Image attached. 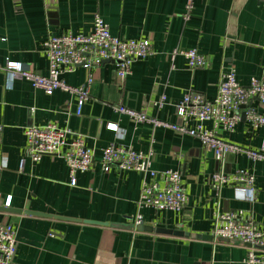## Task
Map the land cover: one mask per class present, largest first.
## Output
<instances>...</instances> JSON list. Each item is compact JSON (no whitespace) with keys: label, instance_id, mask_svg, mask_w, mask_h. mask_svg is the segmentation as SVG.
Masks as SVG:
<instances>
[{"label":"crops","instance_id":"obj_1","mask_svg":"<svg viewBox=\"0 0 264 264\" xmlns=\"http://www.w3.org/2000/svg\"><path fill=\"white\" fill-rule=\"evenodd\" d=\"M185 4L186 0H0L2 64L21 61L47 74L45 40L92 31L96 13L113 35L148 39L154 51L136 60L124 81L117 78L112 61L63 74L72 86L92 74L90 99L80 114L76 95L61 89L48 95L21 77L8 83L0 70V223L17 227L16 264H245L247 244L215 241L212 229L218 213L231 211L264 228V160L230 152L219 162L199 138L138 122L117 109L125 105L179 123L177 104L187 90L215 98L222 71L234 69L242 85L252 77L264 79V0H193L187 20ZM175 48H197L208 64L191 69L182 54L171 58ZM163 96L166 100L158 106ZM252 104L261 107L257 99ZM110 123L117 128L108 127ZM46 124L81 133L94 149V162L76 173V185L70 183L62 156L45 154L35 161L28 154L26 129ZM204 126L214 128L212 122ZM216 130L243 149H258L264 140V127H253L243 111L233 130ZM112 142L151 152L155 170H179L188 195L186 208L177 212L140 207L147 175L102 168L103 149ZM220 168L253 172L256 197L237 198L230 185L218 193L212 175ZM138 214L143 216L141 224L154 230H137Z\"/></svg>","mask_w":264,"mask_h":264},{"label":"built area","instance_id":"obj_2","mask_svg":"<svg viewBox=\"0 0 264 264\" xmlns=\"http://www.w3.org/2000/svg\"><path fill=\"white\" fill-rule=\"evenodd\" d=\"M193 0H186L184 18L190 16ZM44 51L48 58L47 74L35 71L21 61L8 60L0 63V70L6 74L8 83L15 77H21L31 82L32 86L42 89L51 95L61 89L77 97L76 113L80 114L84 104L90 99L92 74L86 82L72 86L62 78L63 74L74 71L82 66L88 70L112 61L116 76L124 79L131 73L133 63L151 55L153 47L148 39L122 38L111 33L109 24L99 13L94 15L92 31L85 34L66 32L61 35H51L44 42ZM182 54L189 68L197 69L208 64L206 55L197 48H175L171 58ZM257 99L261 107L253 106ZM166 96L156 102L162 106ZM118 111L127 114L138 122H147L155 127L163 126L181 134H188L201 140L207 150H212L219 162H223L230 152H244L252 160H264V140L258 149H243L227 142L217 132L222 127L233 130L242 117V111L250 124L255 128L264 127V79L252 77L248 85H242L237 79L234 69L222 71L217 95L208 99L203 93L188 89L183 99L177 104L179 123L161 120L155 116L139 112L125 105H119ZM190 121H197L192 127ZM205 122H212L213 129L206 128ZM117 128L115 123L108 124ZM28 154L38 161L45 154L62 156L70 170V183L77 184L76 173L87 170L94 162V149L86 145L81 133L69 128H60L55 124L33 125L26 129ZM68 136H72L69 140ZM151 152L138 151L116 143H111L103 149L102 168L110 170L113 167L133 169L144 172L147 179L143 182L139 206L165 208L177 212L183 211L188 203V195L182 182V174L176 169L155 170L152 166ZM24 161L21 163L23 168ZM212 183L218 193L230 185L234 188L237 198L254 199L256 197V178L248 169H237L226 172L220 168L212 175ZM10 200V198H9ZM143 216L138 214L135 224H141ZM17 227L11 223H0V264H16ZM212 235L215 241L223 238L239 240L247 244L245 264H264V228L252 220L241 218L237 212H220L215 217Z\"/></svg>","mask_w":264,"mask_h":264},{"label":"water","instance_id":"obj_3","mask_svg":"<svg viewBox=\"0 0 264 264\" xmlns=\"http://www.w3.org/2000/svg\"><path fill=\"white\" fill-rule=\"evenodd\" d=\"M245 116V113H244ZM102 223V222H100ZM137 230H154L152 226H146L144 224H138L137 225ZM157 232H167V233H174V234H185V232L180 231V230H173V229H167V228H156Z\"/></svg>","mask_w":264,"mask_h":264}]
</instances>
